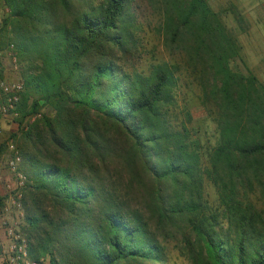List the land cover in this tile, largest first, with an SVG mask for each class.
Instances as JSON below:
<instances>
[{
    "label": "trees",
    "instance_id": "obj_1",
    "mask_svg": "<svg viewBox=\"0 0 264 264\" xmlns=\"http://www.w3.org/2000/svg\"><path fill=\"white\" fill-rule=\"evenodd\" d=\"M149 1L175 57L128 71L116 55L137 49L135 0H0L23 86L16 123L39 114L12 137L27 255L170 264L173 244L187 264H264V85L232 71L238 44L206 0ZM183 76L212 145L186 126Z\"/></svg>",
    "mask_w": 264,
    "mask_h": 264
},
{
    "label": "rangeland",
    "instance_id": "obj_2",
    "mask_svg": "<svg viewBox=\"0 0 264 264\" xmlns=\"http://www.w3.org/2000/svg\"><path fill=\"white\" fill-rule=\"evenodd\" d=\"M210 9L219 15L224 26L232 33L239 47V56L230 63L233 72L246 75L251 74L256 80L264 85V0H206ZM149 0H135L133 11L138 23L137 49L124 55L117 54L118 63L125 69L134 68L137 71L145 70L146 66L153 61H168L175 57H169L163 48L161 36L156 33V28L160 20L158 5L149 3ZM5 12H0V17L5 16ZM6 38L0 37V76L2 71L8 67L9 59L5 48ZM177 58V57H176ZM175 58V59H176ZM16 76H18V68ZM180 97L185 108L188 110L191 123L187 124L192 138L200 139L203 146L212 145L214 142V126L206 120L205 113L198 99L199 91L194 83L185 76L180 80ZM46 110L42 109V112ZM1 138H0V168L4 161V141L11 139L18 129H13L10 123L0 119ZM194 133V134H193ZM20 169V166H19ZM21 171V169H20ZM207 195L206 199L212 202L215 194L211 187L204 188ZM258 206V205H257ZM259 207V206H258ZM23 214V213H22ZM23 224V218H22ZM21 226H19V229ZM21 232V231H20ZM167 257L170 264H187L185 258H179L177 249L173 244L167 246ZM49 263L48 257H43Z\"/></svg>",
    "mask_w": 264,
    "mask_h": 264
},
{
    "label": "built area",
    "instance_id": "obj_3",
    "mask_svg": "<svg viewBox=\"0 0 264 264\" xmlns=\"http://www.w3.org/2000/svg\"><path fill=\"white\" fill-rule=\"evenodd\" d=\"M6 55L10 63V71L17 73V60L13 55L11 44L6 45ZM2 52L0 51V57ZM23 93V86L18 76L14 79H7L0 76V119L15 126L16 129L24 130L26 125L39 117V114L25 117L21 125H17V108L20 97ZM0 128V138H1ZM3 165L10 178L3 183V188L9 195V201L0 205V227L3 230L5 244L0 247L2 264H48L43 258L31 260L27 255L26 241L20 232L19 226L22 223L21 199L26 184V178L20 171V155L11 139L4 141Z\"/></svg>",
    "mask_w": 264,
    "mask_h": 264
},
{
    "label": "crops",
    "instance_id": "obj_4",
    "mask_svg": "<svg viewBox=\"0 0 264 264\" xmlns=\"http://www.w3.org/2000/svg\"><path fill=\"white\" fill-rule=\"evenodd\" d=\"M2 76L3 77H6L7 79H14L16 78V75H14L12 73V71H10L9 67H8V70L7 68L2 71ZM10 126L15 129V126L13 124L10 123ZM4 166V165H3ZM10 178L9 174L6 172L5 168L1 167L0 168V205L1 203H6L8 202L9 200V195L6 193V191L4 190L3 188V183L8 181ZM20 226H22V223L20 224ZM5 244V240H4V236H3V230L2 228L0 227V247H3ZM0 264H2L1 262V257H0Z\"/></svg>",
    "mask_w": 264,
    "mask_h": 264
}]
</instances>
